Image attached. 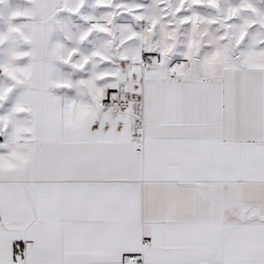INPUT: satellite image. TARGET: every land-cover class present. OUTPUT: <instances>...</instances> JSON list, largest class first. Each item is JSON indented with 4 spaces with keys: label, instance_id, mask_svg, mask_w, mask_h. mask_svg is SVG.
Wrapping results in <instances>:
<instances>
[{
    "label": "snow or ice",
    "instance_id": "obj_1",
    "mask_svg": "<svg viewBox=\"0 0 264 264\" xmlns=\"http://www.w3.org/2000/svg\"><path fill=\"white\" fill-rule=\"evenodd\" d=\"M0 264H264V0H0Z\"/></svg>",
    "mask_w": 264,
    "mask_h": 264
}]
</instances>
